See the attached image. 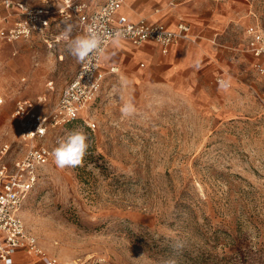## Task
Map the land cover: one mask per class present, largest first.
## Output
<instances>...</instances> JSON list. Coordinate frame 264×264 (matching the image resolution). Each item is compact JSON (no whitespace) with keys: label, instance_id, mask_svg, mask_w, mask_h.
I'll return each mask as SVG.
<instances>
[{"label":"rangeland","instance_id":"obj_1","mask_svg":"<svg viewBox=\"0 0 264 264\" xmlns=\"http://www.w3.org/2000/svg\"><path fill=\"white\" fill-rule=\"evenodd\" d=\"M251 2L246 16L264 25V0ZM128 60L79 120L50 129L52 151L75 129L90 147L81 166L60 169L54 157L44 166L21 210L26 224L64 264H264V75L252 57L226 51L217 70L176 71ZM79 66L65 42L0 40V139L12 158L23 152L16 100L52 111ZM129 99L136 112L126 117Z\"/></svg>","mask_w":264,"mask_h":264},{"label":"built area","instance_id":"obj_2","mask_svg":"<svg viewBox=\"0 0 264 264\" xmlns=\"http://www.w3.org/2000/svg\"><path fill=\"white\" fill-rule=\"evenodd\" d=\"M35 1L39 3L4 0L8 13L0 21V40L13 44L36 39L54 49L64 43L59 38L64 22L76 26L74 35L80 31L85 34L90 25L113 33L123 30L126 35L122 40L135 46L154 42L161 47L163 54H167L173 44L195 39L191 25L185 20H181L175 29L163 23L148 22L145 18L129 20L120 13L128 0ZM246 33V50L257 57L254 68L264 75V28L251 25ZM113 41L112 36H106L105 51ZM103 56L93 58L90 63H80L52 111L43 112L39 102L32 99L21 98L15 102L12 117L18 123L19 145L23 152L20 157L12 158L13 143L0 139V264H18L15 254L20 251L34 256L39 264H64L41 244L37 234L23 219L21 210L39 183L42 169L53 157V151L47 144L50 129L80 118L99 96L107 77L119 72L117 65L105 69ZM218 81L229 85L224 77ZM5 102L6 99L0 95V107ZM84 120L90 128H96L95 122Z\"/></svg>","mask_w":264,"mask_h":264},{"label":"crops","instance_id":"obj_3","mask_svg":"<svg viewBox=\"0 0 264 264\" xmlns=\"http://www.w3.org/2000/svg\"><path fill=\"white\" fill-rule=\"evenodd\" d=\"M19 1L39 3L35 0ZM1 5L3 12L0 14V21L8 13L4 0H1ZM252 8L251 0H128L120 13L125 14L129 20L138 21L145 18L148 22L163 23L172 29H175L181 20H185L191 25L195 39L173 44L167 54H163L161 47L154 42L135 46L125 40H120L119 43L113 41L104 53L109 59L106 60L103 56V67L107 69L117 65L119 72L110 74L107 79L119 75L121 66L129 61L128 58L138 61L139 70L147 67L159 68L161 63L167 65L166 70L169 71L217 70L219 54L227 51L240 62L251 56L254 67L257 57L246 50V30L251 25L257 24L263 28L264 25L258 21L251 22V18L246 16L253 12ZM235 21L238 22L237 25L242 23L240 42L231 39L235 35ZM141 63L145 65L141 66ZM155 65L158 67H154ZM15 261L18 264H39L34 256L22 251L15 254Z\"/></svg>","mask_w":264,"mask_h":264},{"label":"clouds","instance_id":"obj_4","mask_svg":"<svg viewBox=\"0 0 264 264\" xmlns=\"http://www.w3.org/2000/svg\"><path fill=\"white\" fill-rule=\"evenodd\" d=\"M75 25L70 22H64L61 28L60 39L65 42L66 52L75 58L80 63H90L93 58H99L104 55V44L106 36H112L115 43H119L126 33L123 30L108 32L106 29L101 30L96 25H90L87 32L82 35H74ZM104 59H109V56L104 55ZM129 81L124 80L123 84L126 86ZM221 87L226 88L227 83L222 81ZM121 113L128 117L136 112L134 102L129 99L124 102L120 108ZM90 139L83 129H75L70 131L66 138L59 142V145L53 150V157L55 165L64 169L66 167L81 166L90 147ZM173 252L181 255L186 245H173ZM166 264H178L175 259H169Z\"/></svg>","mask_w":264,"mask_h":264},{"label":"trees","instance_id":"obj_5","mask_svg":"<svg viewBox=\"0 0 264 264\" xmlns=\"http://www.w3.org/2000/svg\"><path fill=\"white\" fill-rule=\"evenodd\" d=\"M79 119H80V118H78L77 120H79ZM77 120L71 121V122H69V123H67V124L73 123V122H75V121H77Z\"/></svg>","mask_w":264,"mask_h":264}]
</instances>
